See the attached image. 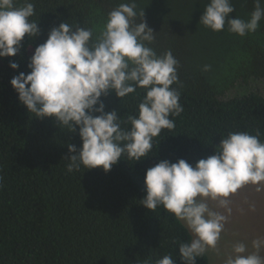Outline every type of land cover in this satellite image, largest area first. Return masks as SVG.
I'll list each match as a JSON object with an SVG mask.
<instances>
[{
  "label": "trees",
  "instance_id": "obj_1",
  "mask_svg": "<svg viewBox=\"0 0 264 264\" xmlns=\"http://www.w3.org/2000/svg\"><path fill=\"white\" fill-rule=\"evenodd\" d=\"M24 0H17L16 6ZM40 34L26 35L15 57L0 58V264H156L170 255L180 259L179 244L192 235L163 206L142 205L147 195L146 171L161 160L184 159L195 165L215 154L231 132L261 133L264 142V95L244 93L226 98L230 90L264 79V18L260 27L241 37L215 32L200 23L209 0H135V18L154 30L148 45L157 55L171 51L178 59L180 104L175 128L162 130L149 156L135 162L121 157L110 171L102 167L68 172L67 165L82 140L60 127L54 117L37 118L18 98L10 81L28 67L36 47L53 27L67 22L93 28V40L108 13L132 0H32ZM230 18L250 19L254 0H232ZM264 7V2H262ZM10 61L19 65L10 67ZM210 65L209 71L204 66ZM146 90L137 88L122 101L115 92L101 99L105 111L117 110L130 128L128 115L138 116ZM99 105H97L98 107ZM99 115V113H95ZM196 264H210L209 256Z\"/></svg>",
  "mask_w": 264,
  "mask_h": 264
},
{
  "label": "clouds",
  "instance_id": "obj_2",
  "mask_svg": "<svg viewBox=\"0 0 264 264\" xmlns=\"http://www.w3.org/2000/svg\"><path fill=\"white\" fill-rule=\"evenodd\" d=\"M250 19L230 18L235 11L232 0H209L200 23L212 31L224 30L243 37L255 32L264 18V0H254ZM0 0V58L15 57L27 35L30 40L40 34L32 0ZM136 2L121 3L108 13L107 22L93 40V28L62 22L48 33L47 40L36 47L30 59L29 73L19 72L10 81L19 100L37 118L54 117L60 127L76 132L82 147L69 144L74 153L67 171L102 167L110 171L121 157L140 161L153 150L154 138L162 130L175 128L174 117L180 116V66L171 51L157 55L149 47L155 33L144 19L137 23ZM10 67L19 65L10 61ZM210 65L204 66L209 71ZM137 88L146 90L138 105V116L128 115L130 128L123 123L117 110L105 111L101 99L115 92L121 101ZM97 105H99L97 107ZM99 113V115H95ZM261 133L231 132L223 137L215 154L192 165L184 159L175 163L161 160L145 175L147 195L142 205L154 211L158 206L174 215L192 235L190 242L180 243V259L196 264L209 249L218 250L227 217L209 207L208 201L228 208L230 197L246 185L264 184V142ZM2 180V178H0ZM256 252L238 242L225 264H264L259 251L264 239L252 241ZM156 264H175L170 255L157 259Z\"/></svg>",
  "mask_w": 264,
  "mask_h": 264
},
{
  "label": "rangeland",
  "instance_id": "obj_3",
  "mask_svg": "<svg viewBox=\"0 0 264 264\" xmlns=\"http://www.w3.org/2000/svg\"><path fill=\"white\" fill-rule=\"evenodd\" d=\"M259 92L264 95V79L251 80L248 84H239L227 93L231 98L244 93ZM257 191L256 185H246L230 197L228 208L218 206L217 202L209 200V207L227 217L217 250L209 249L210 264H225L227 256L232 253V247L238 242L247 246L248 253L256 252L252 241L257 238L264 239V184ZM264 257V247L259 251Z\"/></svg>",
  "mask_w": 264,
  "mask_h": 264
}]
</instances>
